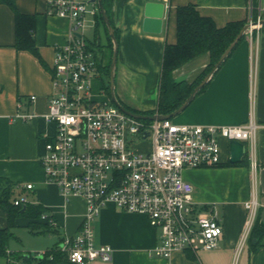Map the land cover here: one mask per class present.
I'll list each match as a JSON object with an SVG mask.
<instances>
[{"label": "crops", "instance_id": "crops-1", "mask_svg": "<svg viewBox=\"0 0 264 264\" xmlns=\"http://www.w3.org/2000/svg\"><path fill=\"white\" fill-rule=\"evenodd\" d=\"M10 1L19 12L35 15L34 37L39 55L15 46V13L8 4L0 3V175L17 183L16 194L47 208L61 236H71L77 233L84 218L86 202L80 196L63 197L57 186L47 181L40 161L46 139L55 132L54 123L43 115L54 92L52 67L56 47L66 42L70 20L49 15L47 0ZM148 3L164 5L161 18L147 15ZM185 4H194L218 26L229 21H249L250 0H111L109 17L119 43L117 96L129 109L156 111L164 48L177 40V7ZM97 17H92L97 33L92 39L94 46L108 45V35L98 25ZM209 62V53H201L177 68L174 77L193 81ZM105 73L100 71L96 78L99 80L96 93L92 88L95 99L110 97L105 88ZM137 89L141 94L136 93ZM127 90L132 94L127 95ZM30 112L37 116L31 120L18 116ZM250 118L258 124L255 147L260 170L264 167V29L245 35L210 82L175 116L179 122L218 125L242 124ZM220 144L219 164L187 167L182 171L194 185L195 201L214 206L223 227L217 247L177 250L170 257L156 256L151 249L157 243V232L148 217L108 203L92 221V227L96 244L112 247V259L89 264H264V234L259 243L256 237L242 243L249 215L245 203L252 192L250 161L231 162L229 141L221 139ZM27 183L33 187L27 189ZM258 196L263 221L261 186ZM20 221L28 223L24 217L18 218L17 223ZM6 225V213L0 209V227ZM58 240L57 235L56 243Z\"/></svg>", "mask_w": 264, "mask_h": 264}, {"label": "built area", "instance_id": "built-area-1", "mask_svg": "<svg viewBox=\"0 0 264 264\" xmlns=\"http://www.w3.org/2000/svg\"><path fill=\"white\" fill-rule=\"evenodd\" d=\"M249 7V23L263 18V0H250ZM99 12L97 2L92 0H47V13L68 18L70 28L66 42L56 47L53 60L54 92L43 116L54 123L55 132L46 139L40 161L47 181L53 182L63 197L80 196L86 202L77 233L64 235L60 249L76 264L110 261L112 247L96 244L92 227V221L108 203L148 217L157 232V243L151 249L156 256L170 257L177 250L217 247L223 227L214 206L195 201L194 185L182 171L219 164L221 139L244 142L250 161L252 192L245 203L249 215L242 234L244 243L261 205L255 147L258 124L253 118L234 125L137 118L110 97L95 99L92 88L94 78L100 74V55L84 29L88 15L92 19ZM259 29L258 26L255 30ZM18 116L31 120L37 114ZM148 138V150L135 149L136 143ZM25 187L31 189L33 184L27 183ZM27 202L26 196L15 199L17 205ZM41 219L57 225L48 213H43Z\"/></svg>", "mask_w": 264, "mask_h": 264}, {"label": "trees", "instance_id": "trees-1", "mask_svg": "<svg viewBox=\"0 0 264 264\" xmlns=\"http://www.w3.org/2000/svg\"><path fill=\"white\" fill-rule=\"evenodd\" d=\"M0 3L8 4L15 13V46L19 49H26L39 55L34 37L36 25L35 15L19 12L10 0H0ZM103 4L109 15L111 0H103ZM254 16L255 18L257 16L255 11ZM262 16L264 17V12ZM97 19L98 25L103 26L106 30L109 41L107 46L110 47L112 55L113 42L100 12ZM246 23L247 20H236L229 21L224 26H218L212 17L201 14L194 4L178 6L177 40L175 43L166 44L164 48L156 111L168 114L176 110L212 69L214 64ZM263 29L264 25L261 27V30ZM115 33L116 37H118L116 29ZM98 47H100V45H98ZM205 52L209 53L210 62L197 79L187 81L177 80L174 77V71L177 68L181 67L195 56ZM104 59L105 54L101 52L99 70H105L106 73L110 75L112 57L110 56L108 64ZM106 90L110 94V86H106ZM156 111L139 112L153 114ZM247 161L248 158L245 154L243 160L239 163H247ZM16 186L17 183L0 175V209L6 213L7 219V225L5 227H0V259H5V261L0 262V264H76L71 262L68 259L67 253L62 251L59 247L63 236L60 235L58 225L52 224L50 220L45 221L41 219L43 213H48L50 217L54 216L49 213L47 208L41 203L29 201L25 204H15V199L17 198L15 191ZM259 214L258 211L249 235L250 238L256 237L258 243L259 239H261L264 234V222L260 220ZM20 217L28 219L26 226L31 232L36 234H57L59 237L58 242L51 248L45 250L42 254L38 253L33 255L31 253H19L16 251H12V253L9 254L10 241L12 238H16L13 228L17 226V220ZM258 243L254 244L253 247H256Z\"/></svg>", "mask_w": 264, "mask_h": 264}, {"label": "water", "instance_id": "water-1", "mask_svg": "<svg viewBox=\"0 0 264 264\" xmlns=\"http://www.w3.org/2000/svg\"><path fill=\"white\" fill-rule=\"evenodd\" d=\"M92 2H97L99 11L102 15V18L108 28L109 34L111 36L113 42V54L110 65V98L111 100L119 106L122 110L127 112L128 114L135 116L137 118H149V119H164V118H173L174 116L181 113L192 101V99L196 96V94L206 85L216 72L220 69L222 64L227 60L230 54L234 51L240 40L249 33L250 30H255L258 26L261 28L264 25V17L258 21H254L253 23L247 22L238 35L234 38V40L229 44L226 50L223 52L218 61L214 64L212 69L205 75V77L200 81V83L194 88L191 94L186 98V100L173 112L168 114L163 113H153L146 114L138 111H133L129 109L126 105H124L118 98L116 92V72H117V62H118V48L119 43L116 37L115 28L111 23L110 17L104 7L103 0H92ZM147 15L161 18L164 12V5L160 3H148L147 4ZM230 146V161L233 163L241 162L245 156L246 146L245 143L236 139H232L229 141ZM259 182L261 186V190L264 193V167L259 170ZM261 219L264 221V206L261 210Z\"/></svg>", "mask_w": 264, "mask_h": 264}, {"label": "rangeland", "instance_id": "rangeland-1", "mask_svg": "<svg viewBox=\"0 0 264 264\" xmlns=\"http://www.w3.org/2000/svg\"><path fill=\"white\" fill-rule=\"evenodd\" d=\"M87 21H88L87 26L84 29V32L88 38L94 39L97 33L95 29V23L92 21L91 15H88ZM96 50H97L98 55H100L101 52L105 53L106 57L104 61L108 64L110 56L112 57L110 47L102 43L100 47L97 46ZM103 75H104L105 85L110 86V75L108 73H105ZM96 78L97 77H95L94 87H93L95 93L97 91L96 86L99 83V80ZM119 90L120 88L116 86V92ZM135 91L136 93L141 94V90L137 89ZM126 92H127V95L132 94V91L127 90ZM173 119L179 122L178 120L175 119V116L173 117ZM150 143H151V138H148V140H145V141H140L139 143H136L135 149L138 151L144 150L150 147ZM16 197L21 198L22 195L18 193L16 194ZM13 231L16 235V238H12L10 241V245H9L10 249L8 250L9 254H11L12 251H16L19 253H31L35 255V254H38V252H42V251L44 252L45 250L51 248L57 241V235L53 233H40V234L33 233L28 229L26 224H23V222L21 221L20 223L19 222L17 223V226L13 228ZM3 261H5V259L1 258L0 262H3Z\"/></svg>", "mask_w": 264, "mask_h": 264}]
</instances>
